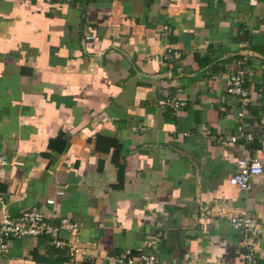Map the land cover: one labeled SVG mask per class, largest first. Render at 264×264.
<instances>
[{
	"label": "crops",
	"instance_id": "obj_1",
	"mask_svg": "<svg viewBox=\"0 0 264 264\" xmlns=\"http://www.w3.org/2000/svg\"><path fill=\"white\" fill-rule=\"evenodd\" d=\"M240 62L256 139L225 146L211 136L237 132ZM178 85L186 105L161 108ZM263 112L264 0H0V224L36 206L75 222L59 237L79 248L9 239L0 264H117L148 240L161 264H244L217 210L257 218L264 250V154L250 191L229 183Z\"/></svg>",
	"mask_w": 264,
	"mask_h": 264
},
{
	"label": "built area",
	"instance_id": "obj_2",
	"mask_svg": "<svg viewBox=\"0 0 264 264\" xmlns=\"http://www.w3.org/2000/svg\"><path fill=\"white\" fill-rule=\"evenodd\" d=\"M166 61L170 68L169 74L172 76L174 65L180 62L182 54L172 48H168L165 55ZM245 70L240 62L238 67H234L230 71L227 78V92L231 95L239 97V110L237 113L239 125L237 132L231 136L223 137L213 135L211 139L221 145H229L237 143L241 140L252 144L256 137L252 132L247 130L244 124V118L250 102V92L245 87ZM180 85L173 91L167 93L159 101L158 105L161 108H171L174 112L182 110L186 105L185 96L182 95L179 88ZM260 135L257 138L259 142V150L249 158H239L237 160V171L229 178V183L232 186L239 187L244 191L252 189L251 178L254 175H260L263 172L262 160L258 154H264V112L259 116ZM189 131L184 132L188 135ZM47 202L54 203V198L49 197ZM216 208V207H214ZM210 212V206H203L202 216ZM218 217H227L230 226L240 236V256L244 264H264V250L261 248L260 238L262 228L257 218L250 216L247 212H236L228 210L225 206H220L217 210ZM61 229H67L73 235L77 234L78 225L68 218H62L59 225H53L48 222L44 213L36 206L23 210L17 217L4 218L0 224V251H5L8 248L7 241L9 239L24 238V237H39L48 235L50 243L56 247L71 246V250L79 251L72 244V241H65L59 237ZM147 247H153L155 250L151 253L134 252L131 249L126 250L120 256L113 257L117 264H161L156 252L157 240H148L145 242Z\"/></svg>",
	"mask_w": 264,
	"mask_h": 264
}]
</instances>
